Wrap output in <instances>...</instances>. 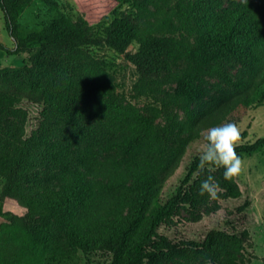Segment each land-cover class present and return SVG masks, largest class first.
<instances>
[{"label": "trees", "instance_id": "obj_1", "mask_svg": "<svg viewBox=\"0 0 264 264\" xmlns=\"http://www.w3.org/2000/svg\"><path fill=\"white\" fill-rule=\"evenodd\" d=\"M33 1L0 0L14 40L13 49L0 44V51L31 55L26 74L0 70V200L2 211L11 208L0 214V264H55L94 252L109 254V264H172L191 254L208 257L210 264H244L246 232L212 227L196 240L171 243L162 231L180 208L217 212L207 206L210 196L199 194L208 179L202 169L211 168L218 178L212 179L219 185L217 200L241 196L234 178L225 179L222 166H201L200 155L188 161L172 191L167 182L201 130L229 123L237 110L264 101V0L232 8L222 0H147L169 7L170 14L144 27L116 15L99 39L86 21L67 17L23 34L18 20ZM131 1L146 11L140 0ZM99 41L123 54L142 78L174 82L186 123L168 120L156 129L152 119L124 105L104 64L88 50ZM133 43L138 49L131 54ZM45 58L57 60L55 69ZM230 64L240 69L234 77L227 72ZM212 75L231 90L194 111L206 96L199 83ZM24 102L43 108L29 136ZM263 147L261 137L235 151L240 156ZM248 206L245 200L237 212Z\"/></svg>", "mask_w": 264, "mask_h": 264}, {"label": "rangeland", "instance_id": "obj_2", "mask_svg": "<svg viewBox=\"0 0 264 264\" xmlns=\"http://www.w3.org/2000/svg\"><path fill=\"white\" fill-rule=\"evenodd\" d=\"M54 7L47 6L39 0H34L20 16L18 27L23 34L41 30L43 27L52 24L60 17H67L73 22L86 21L93 29L95 39L103 36V29L109 25L116 15L128 17L136 26L144 27L148 23L160 21L170 14L169 7L159 4H150L147 0H140L145 10H138L131 0L118 5L112 0H53ZM225 8L238 7L250 0H222ZM0 44L8 49L14 48V40L5 29L4 16L0 10ZM138 45L133 43L128 48V53H135ZM90 54L102 62L105 70L115 88V95L124 105H131L138 113L146 118L152 119L156 129H162L167 121L174 124L184 125L187 115L179 100L175 97L176 85L168 82L161 76H150L142 78L135 66L125 59L123 54H119L108 48L102 42H97L89 47ZM31 55H10L0 51V70L12 67L22 70L19 75L26 74L31 67ZM45 63L55 69L57 60L45 58ZM239 67L230 64L227 68L229 75L234 77L239 71ZM200 89L204 90L206 96L192 106L194 111H198L205 102L216 97L221 91H229L218 77L205 76L199 83ZM27 111L26 135L29 136L38 129L42 120V106L24 102L20 105ZM230 120L234 123L240 137L235 146L241 144H251L257 139L264 137V101L255 103L246 111L237 110L231 115ZM208 129L200 131L197 139L191 144L181 163L170 176L167 187L172 191L175 186L181 183L188 161L201 155L205 144V136ZM174 139H179L183 135L173 130ZM245 133V136H243ZM241 170L233 176L241 196L236 200L219 201L216 198H209L208 207L217 206L216 213L211 215L203 214V210L192 211L188 208H180L177 216L170 219L171 226L163 229L164 235L171 243L196 240L203 237L207 230L212 227H219L230 234H242L246 232L245 251L241 258L244 264H264V147L260 150L241 154ZM43 176L49 177L48 170L39 171ZM200 175L217 180L215 172L211 168L201 170ZM196 177V174L194 175ZM50 178V177H49ZM1 186V180H0ZM172 189V190H171ZM219 192V191H218ZM217 192V194H218ZM245 200L249 201V206L243 212H237V208ZM0 200V214L2 211ZM200 217L199 220L195 219ZM39 219V217L37 218ZM1 221V220H0ZM257 257L254 259L253 257ZM111 258L104 252H94L87 255L77 254L73 257L57 260L55 264H109ZM172 264H210L208 257H199L191 254L175 260Z\"/></svg>", "mask_w": 264, "mask_h": 264}, {"label": "clouds", "instance_id": "obj_3", "mask_svg": "<svg viewBox=\"0 0 264 264\" xmlns=\"http://www.w3.org/2000/svg\"><path fill=\"white\" fill-rule=\"evenodd\" d=\"M240 132L234 123H224L211 127L207 130L205 144L200 155V165L212 164L224 168L225 179L238 174L241 170V159L235 151L236 142L239 140ZM219 185L208 177L201 181L199 194H207L211 198H217Z\"/></svg>", "mask_w": 264, "mask_h": 264}]
</instances>
